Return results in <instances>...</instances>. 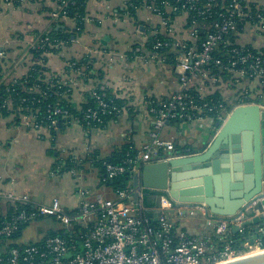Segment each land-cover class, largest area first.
I'll use <instances>...</instances> for the list:
<instances>
[{
	"label": "built area",
	"instance_id": "2783aa9c",
	"mask_svg": "<svg viewBox=\"0 0 264 264\" xmlns=\"http://www.w3.org/2000/svg\"><path fill=\"white\" fill-rule=\"evenodd\" d=\"M54 2L59 7L55 16L66 17L61 15V10L70 0ZM143 6L160 20L158 26L149 31L150 57L162 63L173 62L179 72L181 90L167 100L148 101L149 112L154 116L149 139L134 146L123 160L104 161L102 169L91 162L86 171L75 167L64 169L63 160L50 172L52 179L70 177L80 183L76 192L80 202L75 209L66 208L56 196L50 202L39 203L29 194H2L0 198L10 204L14 213L0 223V239L6 240L20 228L45 220L55 225L53 231L58 234L26 243L21 249H10L7 256L0 255V264H226L247 256L243 250H234L227 241L231 227L240 225L248 217L264 219V207L218 222L214 233L226 242L223 249L213 250L212 234L192 235L181 227L187 214L195 216L204 211V206L180 203L168 190L146 187L143 171L147 165L176 157L175 143L162 137V131L170 122L193 123L209 116L222 124L235 107L254 104L246 101L247 91L240 94L242 100L234 108L210 96L212 89L223 80L222 74L228 77L230 85L253 80L264 86V51H254L226 39L230 34L239 33L241 23L244 27L255 24L264 30L262 10L259 7L253 10L248 0H229L228 3L226 0H144L136 8ZM215 9L220 11L218 19L211 24L204 22ZM184 15V24L178 26L177 19ZM202 31L205 37L201 38ZM38 44L57 49L67 45L47 37L38 39L29 48ZM216 52L218 58H215ZM2 56L0 53V58ZM71 67L79 77L87 75L84 67H78L76 62H72ZM107 89L106 85L92 89L94 106L83 110L81 116L74 117L60 106H48L47 119L51 126L56 127L61 118H70L73 124L93 128V124L104 123V115H122L126 109L116 105L114 99L106 98ZM33 90L39 92L38 87ZM7 104L11 108L13 100L9 99ZM21 118L30 127L42 128L36 121L37 114H23ZM92 178L99 185L94 193L86 185ZM123 178H126L124 185L116 188L115 183ZM247 214L250 215L247 217ZM250 245L246 242L244 246ZM252 245L260 246L261 240L255 239Z\"/></svg>",
	"mask_w": 264,
	"mask_h": 264
},
{
	"label": "crops",
	"instance_id": "0c3cea01",
	"mask_svg": "<svg viewBox=\"0 0 264 264\" xmlns=\"http://www.w3.org/2000/svg\"><path fill=\"white\" fill-rule=\"evenodd\" d=\"M128 2L89 0L84 25L79 31L76 19L55 16L58 5L52 0L22 3L0 0V53H3L0 61L6 83L21 80L27 75L30 69L27 63L31 59L29 46L32 43L52 30H63L72 35V42L58 53L49 54L47 66L52 73H48L49 77H59V81L72 91L64 99L80 106L93 87L106 85L127 107L106 128L87 130L73 124L55 137L50 135L49 130L31 128L25 120L21 124L12 123V118L0 122V196L8 192L29 194L39 203L50 202L56 196L66 208L75 209L80 198L69 187V182H59L50 175L55 165L66 159L64 154L78 160L93 152L111 156L129 143L138 147L149 139L154 116L149 112L148 101L171 98L181 90V82L175 65L170 61L162 63L152 59L151 52L145 46L149 31L158 26L159 18L146 6L138 8L135 16H131L127 10ZM248 2L264 9V0ZM185 18V15L178 18L177 25L184 24ZM236 43L264 51V30L249 23L236 34ZM72 62H81L87 75H76L75 68L71 67ZM88 64H92L95 72H90ZM91 75L97 76L91 78ZM216 91L221 93L228 108H234L241 102L240 94L244 91L248 92L247 100L250 103L264 105V86L257 81L244 80L239 85L216 88L212 93ZM216 123L209 116L193 123H169L162 131V137L175 143L179 158L192 156V153L200 154L204 144L213 140ZM234 174L232 167L225 172L223 166L218 173L212 174V196L221 201L225 208L227 205L233 207L242 199L233 194L246 195L254 189L252 186L247 190L245 182L236 181ZM216 176L218 180H215ZM225 176H229V179L226 180ZM239 183L241 188H233L234 184ZM86 185L93 193L99 190L93 178L88 179ZM259 203V200L254 202L255 208ZM10 210V204L0 198V217L7 216ZM239 210L236 207L235 215L221 217L204 209L195 216L187 214L181 227L192 235L213 234L218 222L242 215L243 212ZM255 218L248 217L247 220ZM261 223L246 227L258 230ZM32 225L36 227V235L28 239L26 236L32 234L29 230ZM54 226L50 220L33 223L23 231L21 241L24 244L39 242L53 231ZM260 246L251 244L247 249L261 251Z\"/></svg>",
	"mask_w": 264,
	"mask_h": 264
},
{
	"label": "trees",
	"instance_id": "16d2710c",
	"mask_svg": "<svg viewBox=\"0 0 264 264\" xmlns=\"http://www.w3.org/2000/svg\"><path fill=\"white\" fill-rule=\"evenodd\" d=\"M26 1H39V0H26ZM54 1V0H52ZM89 0H70V4H68L66 7L61 10V15L74 18L78 21V28L79 31L83 28V23L86 18V10H87V4ZM163 0H159L161 2ZM224 1V0H222ZM71 2H74L73 4ZM144 0H129V5L127 7L128 13L131 16H135V13L138 8L142 5ZM228 3L229 0H226ZM22 3V2H19ZM132 4V5H131ZM60 6V4H59ZM252 9H256L258 6L256 5H251ZM260 8V7H259ZM59 9V7H58ZM261 9V8H260ZM262 10V14L264 16V9ZM218 9L213 10L211 18L208 20H205L207 24L213 23L215 20L218 19ZM193 14H191L192 16ZM175 16V15H174ZM190 19V18H189ZM244 23H241L239 25V32H242L244 29ZM205 31L201 32V38L205 37ZM49 37L50 40L55 41V40H61L64 41L67 45L70 44L72 41V35L69 32L59 30V31H51L48 34H43L39 37L40 40ZM226 39H230L234 43L236 42V34H230ZM150 40H147L145 42V46L148 49H152V45L150 43ZM224 45V44H223ZM223 45L220 47L221 49L223 48ZM225 46V45H224ZM248 48H251L254 51H257L253 49L251 46H248ZM61 49H57L55 47L47 46L45 45L42 47V44H38L37 47L30 49L29 54L31 58L28 61V65L30 66V69L25 76V78H22L21 80L18 81H12L10 83H6L3 81L4 77V68L3 65L0 64V122L6 121L8 118H12V123L14 124H21L22 123V118L21 115L27 114V115H32V114H37V122L38 125H40L42 128H34L31 127L35 130H49L50 135L52 137L58 136L59 132H64L66 131L67 128H69L71 125H73L72 119L67 118H61L59 121V124L56 127L51 126V122L47 119V109L48 106H60L63 107L67 110L70 111V114L74 117L76 116H81V113L83 110L87 109L89 106H94V102L91 98V91L85 95V102L81 104L80 106H75L74 104H71L68 102V100L64 99L65 95H70L72 91L70 92L69 88L64 86L61 81H59V77L57 76H51L49 77L48 73H51V70H49L47 66V57L49 54H56L60 51ZM217 53V52H216ZM219 53L215 54V58H218ZM173 63L172 61H170ZM79 63V64H78ZM77 66H81L82 63L78 62ZM88 63V62H87ZM86 63V64H87ZM85 64V65H86ZM89 65V64H88ZM87 66V65H86ZM89 70L94 71V68L92 64L89 65ZM52 74V73H51ZM50 74V75H51ZM95 76L97 75H91V78H96ZM223 80L219 83V85L216 87L217 89L224 87V86H231L229 84V79L225 74H222ZM34 87L39 88V92L34 91ZM214 88V89H216ZM212 89V91L214 90ZM212 96L210 97H215L217 99H224L218 91L214 92L211 94ZM106 98L109 99H114V102L116 105L122 107V108H127L123 102L122 99L117 98L116 95L113 93L112 90L107 89L106 92ZM9 99L13 100L12 107L10 108L7 104V101ZM24 99H27L23 101ZM151 100H156V99H151ZM6 101V107H3L5 105ZM249 101V100H246ZM156 103L158 100L155 101ZM119 116H103V124H93V128H88L84 127L85 129H94V128H99L103 129L106 128V126L109 124V122L113 119L118 118ZM172 124H176L178 122L172 121L170 122ZM134 145L132 143H129L125 145L119 152H117L114 155L111 156H102L98 152H93L90 154V156L83 158V159H76L73 156H69L68 158L65 159L64 162H66V166L64 169H70L71 167H75L78 170H88L89 168V163L93 162L94 166L96 168H101L102 169V163L104 161H110V162H119L123 160L126 156V154L132 150ZM78 164V165H77ZM60 164H56L55 167L52 169H56ZM59 182H69V187L73 189L75 192H77V189L80 186V183L76 181L73 178L70 177H65V178H59ZM124 182H126V178H123L115 183L116 188L123 186ZM99 188V185H98ZM14 213V210H10L7 216H2L0 217V223L3 221L8 220ZM260 227L263 229L262 231L259 230H254L251 227H245L242 229V231L237 232V233H231L230 236L228 237L227 241L230 242L231 247L236 250H243L245 252L248 251L247 248H245V243L249 242L253 244L255 239H260L261 240V246L262 250H264V222L260 224ZM259 227V228H260ZM27 228V226L22 227L19 229L18 232H16L13 236L6 238V240L0 239V255H8L9 250L12 248H19L21 249L25 244L22 243L21 239L23 236V231ZM58 234V232L51 231L49 235H55ZM60 234V233H59ZM46 235V236H47ZM212 241L211 245L213 250H221L223 249V246L225 245L224 243L226 242L225 240L222 241L218 235L215 233L212 234Z\"/></svg>",
	"mask_w": 264,
	"mask_h": 264
},
{
	"label": "water",
	"instance_id": "95a60500",
	"mask_svg": "<svg viewBox=\"0 0 264 264\" xmlns=\"http://www.w3.org/2000/svg\"><path fill=\"white\" fill-rule=\"evenodd\" d=\"M214 132L213 140L204 144L200 154L192 153L183 158L176 155L168 161L147 165L143 171L144 185L168 190L180 203H204L206 212L211 210L221 217L235 215L236 207L239 211L252 213L254 202L258 200L261 201L258 208L264 207V105L235 107L224 123H216ZM221 166L225 172L232 167L234 179L240 183L244 181L247 190L254 186L246 195L233 194L242 198L233 207H222L223 203L212 196V174L218 173ZM240 183L234 184L233 188H241ZM263 221L261 217L243 220L240 225H232V232H240L248 225ZM226 264H264V250L259 251L258 256Z\"/></svg>",
	"mask_w": 264,
	"mask_h": 264
},
{
	"label": "rangeland",
	"instance_id": "374dc122",
	"mask_svg": "<svg viewBox=\"0 0 264 264\" xmlns=\"http://www.w3.org/2000/svg\"><path fill=\"white\" fill-rule=\"evenodd\" d=\"M64 157L65 158H68V156L67 155H65L64 154ZM29 230H30V232L32 233L31 235H29V236H26V233L24 234V237L26 236L28 239H31L32 237H33V235H36L35 234V232H36V227L34 226V225H32L30 228H29ZM255 252H259V251H251V250H249V251H247L246 253H245V255H248V254H252V253H255Z\"/></svg>",
	"mask_w": 264,
	"mask_h": 264
},
{
	"label": "bare ground",
	"instance_id": "6f19581e",
	"mask_svg": "<svg viewBox=\"0 0 264 264\" xmlns=\"http://www.w3.org/2000/svg\"><path fill=\"white\" fill-rule=\"evenodd\" d=\"M258 254H259V252H255V253H252V255L251 256H249V255H247V256H245V257H243V258H240V259H237V260H234V261H232V263L233 262H238V261H241V260H245V259H247V258H250V257H255V256H258ZM231 263V262H230Z\"/></svg>",
	"mask_w": 264,
	"mask_h": 264
}]
</instances>
